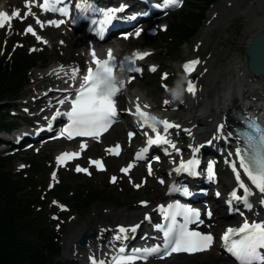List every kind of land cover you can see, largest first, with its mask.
Listing matches in <instances>:
<instances>
[{
  "label": "rangeland",
  "instance_id": "obj_1",
  "mask_svg": "<svg viewBox=\"0 0 264 264\" xmlns=\"http://www.w3.org/2000/svg\"><path fill=\"white\" fill-rule=\"evenodd\" d=\"M185 1L189 3L193 2L192 0ZM225 1L227 0H218V2L211 7L206 13L202 24L199 26L196 36H194V38L187 44L183 45L176 54L171 52L170 45L152 46L149 41L162 33L166 21L168 22L171 15L180 10H171L168 12L167 17H162L157 21L147 23L137 28V30L141 32V35L123 43L121 55H130L134 51H148L151 55L148 56L146 62L154 65L157 68V73L154 76L139 78L132 85L126 87L125 93L123 92L118 100L120 110H126V105L124 103L128 93L138 90L141 93H149L153 103L160 107V116H163L165 113L176 115L181 113L182 110L175 105H178L177 103H187L186 99L182 98L187 85V78L182 76L180 68L183 64L192 59L200 61L196 75L202 73L206 66H210L217 70L218 78L215 86L216 88H218L223 81L226 82L233 78L235 61L241 59L246 60L245 51L249 46L248 42L258 30L262 29V27L245 30L246 16L242 13V10L251 6L252 0H233L237 1V6L235 7L234 5L231 8L226 7ZM260 1L264 8V0ZM19 3L23 6L25 5L26 0H19ZM10 7L11 10L14 9L12 3ZM37 9L38 7H36V10ZM25 12L26 11L23 10L20 17L16 18V23L14 25L8 23L4 28H0V42L6 35L11 36L14 31L21 29L23 32L20 37H22L23 45L26 42L30 45V49H26L27 53L40 60H45L44 62L37 63V66L29 72V80L31 84L32 75L35 71L40 68H46L52 64H59L56 57L63 56V50L67 44L61 43L58 38L54 39L55 46L53 50H51L46 43L38 44L37 39L33 35L25 34V29L29 25L21 26V17L24 16ZM229 12H231V17L227 19L223 15L228 14ZM233 12H235V15H232ZM25 19H28L31 22L34 20V17L28 16ZM216 24H218V26H216ZM15 25L17 26L16 28H14ZM208 28L211 29V31H209L207 35H203V31ZM59 31H65V29ZM151 31H154V33ZM14 33L16 35V32ZM78 37L80 36H77V38ZM86 42L89 43L87 40ZM164 47H168L169 50H163ZM32 49H36V51H32ZM22 53L23 51L20 52L16 50L15 56ZM83 56L84 54L81 52V57ZM13 57H11L9 61ZM83 63L84 61L82 60L80 62V67H83ZM165 73H167L168 76L166 80L161 78ZM188 80H191V78ZM164 85L167 86L168 90H165ZM254 86H256V88L258 87L260 91H264V84H254ZM29 88V86L26 87L20 100L15 102L14 105L8 109L7 113L8 117L15 119L12 121L18 124V131L27 132L30 130L31 133V129L33 130L35 127L32 125L27 127L25 124L31 122L33 119L32 116L39 113L40 110L35 108L29 111L27 107L20 105L28 98L27 91ZM177 89L182 95L180 99H173L172 93ZM215 92L216 90L213 89L211 93ZM165 100L169 101L167 105L164 104ZM124 119L123 115L121 118L122 124L119 126L120 128L116 127L115 130H111L110 133H108L99 143H91L89 148L80 154L81 157L79 160L73 161L70 164H64L61 167L57 166L54 162L57 152L63 149H72L76 151L81 143L58 141L45 146L36 145L31 150L27 151L26 149H22L16 153L18 155L11 167L12 173L26 172L30 168V165L36 163L41 170L37 176L34 175L36 181L35 185L41 193L44 191L53 192L63 181L71 187L70 191L65 196L66 198L63 199H53L52 194H54V192L45 195V201L50 204V207H46L45 209L46 217L51 221L52 227H55V229L61 233L59 241L60 264H92L90 258L98 260L105 257L108 253L105 250L110 246V234L106 233L107 235L104 237L105 241L102 245L99 244L93 248H88L87 250L80 249V246L76 245L80 249L79 252L81 255H83L82 258L79 256H71L70 253L64 254V243L67 238L71 236V232L74 228H85L80 236L92 232L96 234L99 229H103L101 234L105 233L108 229L117 232L118 226H124L126 228L129 226L128 219H124L119 214H128L137 210V212L144 217V208L155 205L159 201L157 198L158 195L164 194L165 192L166 187L164 184L166 177L164 176V173L165 171H169V159H166L159 164L151 162L136 163L127 175L119 173L120 167L132 161V155L135 149H137L136 147L140 145L138 137H136L137 141H133V137L131 140L129 139V133H132L130 131L132 129L131 126H126ZM169 119L172 121L175 120L174 118ZM131 124L132 122L130 121V125ZM116 130L119 135L123 136L122 142L111 140V138L117 133ZM16 132L12 135L10 134L8 137L4 136L5 134H0V136L5 139L11 138L13 141ZM125 134H127V136H125ZM184 136H181L183 139H179V146L184 153L188 154L189 150L185 149L186 146H188L187 141H185L187 140V137ZM115 143H119V146H121L123 151V154L117 158L110 157L109 153L106 151V149ZM205 149L206 150L202 152L203 156L211 153L218 156V154H222L223 152L222 150H216L213 148ZM2 153L3 152H0V154ZM10 153L11 152H6L3 154ZM91 158L102 161L105 170L100 171L96 167L91 166L89 164V159ZM216 158L219 162L217 172L219 182L215 184L216 186L211 193L213 196H216L217 194L221 195V193L227 195L230 189H220V183L223 179H225L226 182L227 180L231 181L232 175L226 167H223V163L221 162L222 159H218V157ZM149 165L152 168L151 175H149L148 172ZM77 166L87 169V172L90 173V175L84 172H77L75 170ZM53 174H55V179H53ZM113 176L117 178L116 183L111 182ZM161 180L163 183H160ZM135 185H140V187L137 188ZM63 190H65V188ZM90 190L103 193V200L86 208L87 202L96 199L95 196H89L87 194ZM113 198L114 200H112ZM218 199H220V197H218ZM142 202L146 203L147 206H144V203ZM219 203H221V201H219ZM205 207L207 208L206 210L204 209ZM202 209L203 214H207L208 212L213 213V209L208 203L207 206H203ZM212 217L215 219L218 218V216L216 217V214H213L211 218ZM47 223L50 226L49 221ZM219 231H222L221 227L216 231L217 235L219 234ZM110 248H113L112 245ZM94 251H99V253L95 255ZM212 259H224L225 264H234L224 255H221L215 247L207 254L199 255L197 257L184 258L183 256H176L172 257L167 262L151 261L147 264H188L189 262L193 264H203ZM214 263L219 264V262Z\"/></svg>",
  "mask_w": 264,
  "mask_h": 264
},
{
  "label": "snow or ice",
  "instance_id": "obj_2",
  "mask_svg": "<svg viewBox=\"0 0 264 264\" xmlns=\"http://www.w3.org/2000/svg\"><path fill=\"white\" fill-rule=\"evenodd\" d=\"M65 4V0H42V3L37 4L36 0H26L25 8L27 11L21 20L27 18L28 16H33L35 18L36 24L42 29L45 24L35 13L32 12V8L38 6L43 13H59L62 16L69 15V9L67 6L59 7L58 5ZM85 7H81V5ZM182 0H163L162 4L156 5L158 8H172L180 7ZM77 9L81 11H87L92 8L91 4L87 3V0H78L75 5ZM115 9L108 10L104 13L105 21L108 23L112 17ZM14 17H20L19 11H14L11 17L5 12H0V28H4L6 23H10V20ZM49 26L60 27L64 24L63 19L56 21L50 20L47 22ZM166 30V28L164 29ZM25 34L33 35L38 42L47 43L39 35L32 26H28L25 29ZM141 35L140 31L135 33L136 37ZM100 38L103 39V33L101 31ZM127 35L124 39H128ZM63 43V42H61ZM36 51V49H32ZM90 55L92 56L91 64L87 67L85 73H81L79 67L69 69L65 71L63 66L57 71L59 73H64V75L69 76L72 81L69 87L76 88L74 95H65L63 99H60L58 103L63 106L66 103L70 105V109L66 112L61 113L59 110L54 114L52 119L60 115L67 117L69 121L68 125L61 132V136H66L67 139L72 140L76 137H88L97 139L108 130V128L115 122V118L118 115L117 112V97L122 94L123 88L125 87L124 81H118L115 76V71L118 67L124 68L126 71L140 72L139 68H135L134 65L137 60H142L151 55L149 52H134L131 57H125L119 65L113 55L111 49L108 50L107 58L100 59L94 49L90 48ZM200 63L199 60H191L183 65L185 77L190 76L195 70L196 66ZM95 65V67H92ZM151 71H155V66L150 68ZM80 79L79 85H76L75 81ZM162 79L166 80L168 78L167 73L163 74ZM134 77L129 78L128 83ZM165 90L167 86L164 85ZM185 91L195 95L196 87L192 80H187V86ZM169 101L165 100L164 104L167 105ZM150 106L145 104L143 107L137 102L134 111H130V114L136 115L139 118L141 129H149L154 136H149L147 131L144 132L145 136L149 138L146 140L148 146L165 144L172 148H175V144L167 138L170 129L180 128L178 124H174L168 120H162L156 115L150 114L144 109ZM223 128V125L220 126ZM250 131L243 137L245 139V147H238L236 149L235 155L238 158V167L236 162H230V167L235 176L237 186L242 190V195H238L235 190L231 193V197L234 200L242 201L249 210L252 208V203L249 201L248 197L254 195L256 192L260 194V203L264 205V130H262L258 125L254 123L249 124ZM188 131V130H186ZM134 133H129V139L134 136ZM87 149V143L82 142L80 145V151ZM106 151L109 154L119 155L120 146L116 145L113 148H108ZM148 151L145 147L142 149L134 159L141 160L144 158V153ZM178 151V150H177ZM80 152L73 153H63L57 158L58 164L63 165L66 161L70 159H78ZM91 164L95 165L100 171H104V166L102 161L93 160L90 161ZM198 164L197 160H189L187 163L181 162L180 166L176 171H192ZM23 167V166H21ZM134 167V164H129L127 167L122 168L121 171L127 175L130 170ZM77 172H87V169L81 168L79 166L75 169ZM149 175L152 174V168L148 167ZM212 169L209 167V174L211 175ZM195 175V172L192 171ZM243 177L247 178L250 182L251 187L245 183ZM53 179H55V174H53ZM117 178L113 176L111 178L112 183H116ZM160 183H163L161 180ZM137 188L140 185H135ZM253 189L255 191H253ZM184 194L187 195V190H184ZM219 195V194H218ZM55 203V202H54ZM144 203V202H142ZM231 203V201L229 202ZM144 206H147L144 203ZM63 210V209H62ZM164 221L167 222V226L164 224H157L155 228L157 231L163 234V255L170 256L172 253L179 252H200L206 251L211 248L213 244V236L211 234H201L197 231H190L189 224L198 223L203 224V220L200 219V212L194 210L190 207L181 205L180 203L168 204L167 207L161 205L157 209ZM208 217L211 218V212L207 213ZM181 218L182 222L178 221L177 218ZM145 220L151 221L149 216H145ZM139 225L133 226L131 229H126L120 227L118 229L119 233L124 234L128 231L135 232ZM234 237H239V239H234ZM117 240L127 239V236L120 235L115 237ZM222 241L226 247V250L239 261V264H264V222H249L245 220L242 226L238 229L229 228L226 230L222 236ZM120 253L125 252V248H119ZM135 252L137 256H117L114 257L110 264H132L135 259L143 258L146 259L150 255L160 254L161 246L157 245L152 248L136 249ZM92 264H105L104 261L97 262L94 258H90Z\"/></svg>",
  "mask_w": 264,
  "mask_h": 264
},
{
  "label": "bare ground",
  "instance_id": "obj_3",
  "mask_svg": "<svg viewBox=\"0 0 264 264\" xmlns=\"http://www.w3.org/2000/svg\"><path fill=\"white\" fill-rule=\"evenodd\" d=\"M236 2L237 1L227 0L225 1V5L227 8H231L234 5L236 7ZM11 3L14 5L13 10H11L10 7ZM17 10L19 11V13L23 11V6L19 3V0H0V12H5L8 14V16L11 17V14ZM32 12L35 13L36 17L44 22L45 26L41 29L40 26L36 24L35 18L33 21H31V25L29 24V26H32L37 35H39L44 41L47 42L46 44L49 45V48L51 50L54 49L55 38H58L61 42L67 44V46L63 50V56L56 57V60L59 62V64H52L46 68H40L33 73L32 82L29 85L30 88L27 91L28 98L20 104L23 107H27L29 111L35 108H38L40 110L39 113L32 116L33 118H39L40 124L37 125V127H40L46 123L47 119H50V123L52 122V120H60L61 115L56 117V119H52L57 110H60L62 108V106L58 103V98H62L65 95L75 94L76 88L72 89L71 87H69V84L72 83V81L70 80V75L66 76L64 75V73H59V75H57V71L61 66H63L65 71L79 67L81 69V73L83 74L85 73L87 67L91 64L92 56L90 55V48L95 50L97 57L100 59H106L108 50L111 49L113 51L115 59H117L118 55L122 53L121 49L123 47V43L128 42L130 38L120 41H109L105 44L87 43L86 38H77L78 35H73L67 30L60 32L59 27L49 26L47 22L52 19L43 18L42 16H40L38 11L36 10V6L32 8ZM230 13L231 12H229L228 14H224L223 16L229 19V17H231ZM242 13L246 16L245 30L262 27V29L258 30L256 34L264 30V25H262L264 24V8L260 0H252L251 6L242 10ZM232 15H235V12H233ZM14 18H12L11 20H13ZM216 26H218V24H216ZM137 31L138 30L136 29L132 33V38L136 37L135 33ZM209 31H211V29H205L202 34L207 35ZM79 34L82 35V31ZM250 41L248 42V44H250ZM81 52H83L84 54L83 57H81ZM143 52L148 51H142V53ZM82 60L84 61L83 67H80V62ZM217 75L218 73L216 69H213L210 66H206L205 70L202 73H198L196 75V80L192 81L196 87V94L192 95L191 93L184 91V95L182 96V98H185L187 103H177L178 105H175L178 106V108L181 109L182 112L177 115L165 113L162 118L170 120L171 122L180 126V128L172 130L170 132V135L173 139H183L181 138V136L185 135L184 137H187V140L185 141H187L188 143V146H186L185 149L189 150V152L198 150L199 148L200 152L206 150L205 148L222 150L223 152L220 155V158L223 161H227L228 164H230V162H236L238 167V158L235 155V141L231 134L230 128L235 125L234 116L238 112L247 114V112L252 113L253 109L258 108L259 116L264 118V91H260L258 87L256 88V86H254V84L263 85L264 77L255 76L253 75V73L248 71L247 62L244 59L235 61L233 78L226 82L223 81L218 88L215 87L218 78ZM116 79L118 81L125 82V79L122 78L118 72L116 73ZM80 82L81 81L79 78L75 81L76 85H79ZM125 88L126 85L123 88L122 93H125ZM213 89L216 90L215 93H211ZM56 95H58L59 97L52 98ZM120 97L121 94L117 97V100H119ZM137 102L141 105V107H143V105L145 104L149 105L150 107L146 110H148L149 113L153 115L160 116V107L153 103L151 97L149 96V93H141L138 90H134L128 93L127 98L125 99L124 104L127 106V109L125 111H120L122 112V115H124L126 126H130V120L132 119L130 112H128L127 110L130 109V106H136ZM250 106H252L253 109H251ZM169 118H174L175 120L172 121ZM221 125H223L222 129L220 128ZM23 132L24 131H22V133ZM19 136L20 135H16L14 138L16 139ZM125 136H127V134H125ZM111 140L122 142L123 136L119 135L117 131V133L111 138ZM132 140L137 141L136 136H133ZM82 142L87 143V149L89 148L90 144L93 143V141L90 140L79 141V143ZM116 145H119V143H115L109 148H113ZM138 150L139 148L135 149V151ZM84 151H80L79 146L76 151L69 149V151L66 152H80L81 154ZM122 154L123 151H121L120 156ZM89 160L91 161L94 159L91 158ZM228 171L234 178H232L231 181L227 180V182L225 181V179H223L220 183V189L224 190L225 188H229V193L235 190L238 193L243 194L242 190L237 186L233 172L229 169ZM164 176H169V171H165ZM243 179L245 180V183L248 184L249 187H251L246 177H243ZM166 191L167 188L165 189L164 194L158 195L157 198L159 199V201L155 205H151L150 207L147 206L146 208H144V217L141 216L140 213L137 212V210L128 214H119L124 219H128L129 226L127 227V229H131L133 226L139 225L135 232L129 231V233L135 238L143 237L144 239L155 243L152 240V233L147 232V230H144V228L149 226L152 227L153 224H156L155 221L159 217V214L156 211L157 206L162 205V202L166 203L169 199V195ZM253 191L255 190L253 189ZM249 197L258 206V209L254 210L252 213H249L246 220H248L249 222H264V205L260 203V194L256 192L254 195ZM210 204H213V202H211ZM218 204H220L219 201L213 205V214H216V217L218 216V218H209L208 215L204 213L201 219L204 223L198 224L196 226V229H200V231L204 233H209L215 236L216 231L219 229V227H221L222 229V231H219V233H222L227 227L238 224V222L242 220L237 215H228L227 210L222 211L218 208ZM145 216H149L151 218V221L145 220ZM84 230L85 228H74L72 230L71 236L68 237L66 242L64 243V254L70 253L71 256H79L80 258H82L83 255H81V253L79 252L80 249L87 250L88 248H93L96 245H102L105 241L104 237L107 235L106 233L110 234V246L112 245L111 243H116L118 241L115 238L119 236L118 231L113 232L108 229L105 233L101 234V231L103 229H99L95 234L96 237L89 240L86 246L79 247V249L76 246L78 245V237L83 233ZM110 246H108L105 251L109 252ZM94 252L95 255L99 253V251ZM207 253L208 252H206V254ZM183 257L191 258L188 256ZM192 257H197V255H194ZM171 258L172 257H170L168 260H165L164 262L169 261ZM214 262L225 264L224 259H212L204 262L203 264H215ZM188 264L193 263L189 262Z\"/></svg>",
  "mask_w": 264,
  "mask_h": 264
},
{
  "label": "trees",
  "instance_id": "obj_4",
  "mask_svg": "<svg viewBox=\"0 0 264 264\" xmlns=\"http://www.w3.org/2000/svg\"><path fill=\"white\" fill-rule=\"evenodd\" d=\"M192 1L171 15L166 31L150 39L152 46L170 45L171 52L176 54L196 36L206 13L218 0ZM5 58L0 55V134L10 133L15 126L12 117H8V109L20 100L29 85V72L37 63L45 61L26 52L10 61ZM14 161L12 155H0V264H60V232L53 229L46 217L45 194L35 185L34 175H38L41 168L33 163L26 172L12 173ZM70 188L63 181L52 197L66 198ZM87 194L96 199L87 202L86 208L103 200L101 192L90 190Z\"/></svg>",
  "mask_w": 264,
  "mask_h": 264
},
{
  "label": "water",
  "instance_id": "obj_5",
  "mask_svg": "<svg viewBox=\"0 0 264 264\" xmlns=\"http://www.w3.org/2000/svg\"><path fill=\"white\" fill-rule=\"evenodd\" d=\"M245 57L247 70L255 76L264 77V30L254 36L245 52ZM93 238H95L94 233L82 235L78 240V244L85 246L88 239Z\"/></svg>",
  "mask_w": 264,
  "mask_h": 264
},
{
  "label": "clouds",
  "instance_id": "obj_6",
  "mask_svg": "<svg viewBox=\"0 0 264 264\" xmlns=\"http://www.w3.org/2000/svg\"><path fill=\"white\" fill-rule=\"evenodd\" d=\"M172 95H173V99H180L182 93L177 89L173 91Z\"/></svg>",
  "mask_w": 264,
  "mask_h": 264
}]
</instances>
